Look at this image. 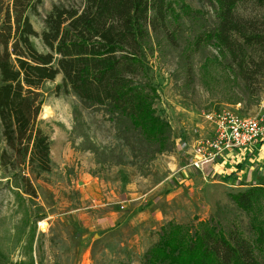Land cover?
Here are the masks:
<instances>
[{
  "label": "rangeland",
  "instance_id": "1",
  "mask_svg": "<svg viewBox=\"0 0 264 264\" xmlns=\"http://www.w3.org/2000/svg\"><path fill=\"white\" fill-rule=\"evenodd\" d=\"M73 1L42 0L37 12L28 13L38 50H47L41 40L47 12L53 4ZM171 1L203 12L197 24L182 15L177 45L153 37L147 58L152 107L168 121L172 145L157 153L126 119L103 107H87L58 73L44 84L38 115L50 140V170L39 176L28 173L37 197L22 194L0 166V250L10 260L32 255L36 264H142L166 224L189 230L212 220L216 230L237 229L264 264V142L235 150L231 162L203 170L189 167L187 156L192 145L211 136L207 113H264V76L251 85L254 94L249 95L214 44L193 50L195 31L215 25L214 1ZM235 10L254 18L264 14L251 0H242ZM251 187L260 189L251 207L236 205L231 193ZM29 215L38 219L31 252L24 246L31 225L22 223Z\"/></svg>",
  "mask_w": 264,
  "mask_h": 264
},
{
  "label": "trees",
  "instance_id": "2",
  "mask_svg": "<svg viewBox=\"0 0 264 264\" xmlns=\"http://www.w3.org/2000/svg\"><path fill=\"white\" fill-rule=\"evenodd\" d=\"M218 9L212 29L195 31L193 50L214 44L224 53L225 66L240 78L246 92L264 76V14L239 15L242 0H212ZM264 9V0H251ZM42 0H0V166L22 194L33 199L37 190L28 173L50 170V140L38 125L42 91L58 73L77 98L129 121L140 138L157 153L172 145L168 121L153 109V88L147 71L152 38L169 45L180 40L182 15L202 20L201 10L171 0H74L53 4L45 17L37 49L28 18ZM258 52L256 55L255 53ZM4 175V174H3ZM257 189L231 193L243 209L250 208ZM31 215V214H30ZM24 246L32 251L35 222ZM212 220L193 228L168 223L143 256L142 264H260L252 244L237 229L216 230ZM17 234L20 231H16ZM16 244L21 235L16 237ZM0 264H36L12 261L0 250ZM128 264V263H122Z\"/></svg>",
  "mask_w": 264,
  "mask_h": 264
},
{
  "label": "built area",
  "instance_id": "3",
  "mask_svg": "<svg viewBox=\"0 0 264 264\" xmlns=\"http://www.w3.org/2000/svg\"><path fill=\"white\" fill-rule=\"evenodd\" d=\"M205 116L212 124L211 136L197 141L187 153L188 165L193 169L203 170L222 156L238 149L257 147L264 140V113L241 116L229 109H221Z\"/></svg>",
  "mask_w": 264,
  "mask_h": 264
},
{
  "label": "crops",
  "instance_id": "4",
  "mask_svg": "<svg viewBox=\"0 0 264 264\" xmlns=\"http://www.w3.org/2000/svg\"><path fill=\"white\" fill-rule=\"evenodd\" d=\"M263 142H264V140H263L259 145H261ZM236 151H238V150H236ZM233 155H234V151L231 152V153H229V154H227L226 156H222L221 158H219V159L216 161V163L224 162V160H227V159H229V160H230L229 162H231V161L234 159V157H232ZM231 158H232V159H231ZM221 166H222V165H220V168H219V169L222 168Z\"/></svg>",
  "mask_w": 264,
  "mask_h": 264
},
{
  "label": "bare ground",
  "instance_id": "5",
  "mask_svg": "<svg viewBox=\"0 0 264 264\" xmlns=\"http://www.w3.org/2000/svg\"><path fill=\"white\" fill-rule=\"evenodd\" d=\"M39 224H40L41 227L44 226V222L43 221H41Z\"/></svg>",
  "mask_w": 264,
  "mask_h": 264
}]
</instances>
